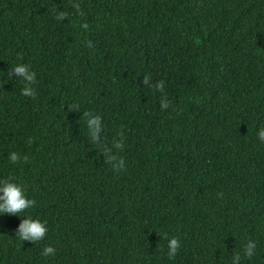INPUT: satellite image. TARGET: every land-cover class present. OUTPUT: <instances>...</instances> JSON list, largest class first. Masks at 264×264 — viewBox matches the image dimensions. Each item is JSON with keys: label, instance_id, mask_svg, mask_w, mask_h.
Instances as JSON below:
<instances>
[{"label": "trees", "instance_id": "obj_1", "mask_svg": "<svg viewBox=\"0 0 264 264\" xmlns=\"http://www.w3.org/2000/svg\"><path fill=\"white\" fill-rule=\"evenodd\" d=\"M262 130L264 0H0V264H264Z\"/></svg>", "mask_w": 264, "mask_h": 264}, {"label": "clouds", "instance_id": "obj_2", "mask_svg": "<svg viewBox=\"0 0 264 264\" xmlns=\"http://www.w3.org/2000/svg\"><path fill=\"white\" fill-rule=\"evenodd\" d=\"M67 13L61 12L58 15V19H63ZM15 75L23 78L24 81L29 84L36 82V74L35 72H30L29 68L23 64L17 65L14 69ZM160 90L163 89V81H161L159 85ZM22 94L24 96L35 97L36 93L31 87H24L22 90ZM165 108L168 107L167 104L164 105ZM89 117V113L85 114ZM100 116H97L95 119H87V124L90 129V135L93 140L96 141L99 139L100 133ZM260 139L264 142V130L260 133ZM116 147H121V145L117 144ZM104 151L107 153L112 160H115V157L111 156V150L109 148H105ZM19 157L16 152H12L10 155V161L15 164L18 161ZM123 163V159L119 161ZM4 195L0 197V200H3V203H0V213H7L9 215H17L23 212L25 209L31 208L35 206L36 201L30 200L26 198L23 190V186L18 183H6L2 189ZM47 227L44 222H41L39 219L33 220L32 218L26 219L20 225V230L18 237L23 241H32L37 242L43 240L44 236L47 234ZM170 251L168 252L169 258H174L177 254V251L180 247L179 240L177 238H172L169 241L168 245ZM256 244L254 242H250L246 247V255L251 258L254 255V249ZM56 252L55 248L52 246H46L43 250L42 255L49 256L54 255Z\"/></svg>", "mask_w": 264, "mask_h": 264}]
</instances>
